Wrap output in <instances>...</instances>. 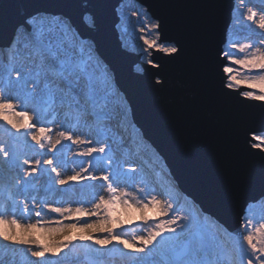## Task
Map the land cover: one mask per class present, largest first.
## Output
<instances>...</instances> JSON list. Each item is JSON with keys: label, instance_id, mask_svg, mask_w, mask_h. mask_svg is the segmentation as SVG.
Here are the masks:
<instances>
[{"label": "snow or ice", "instance_id": "snow-or-ice-1", "mask_svg": "<svg viewBox=\"0 0 264 264\" xmlns=\"http://www.w3.org/2000/svg\"><path fill=\"white\" fill-rule=\"evenodd\" d=\"M241 3L246 12H241L237 20L242 17L248 24L241 23L236 32L246 34L228 42L232 51L224 50L219 54V58L229 62L223 67L227 75L223 87L229 91H237L241 85L259 89L260 94L244 91L238 95L264 101V8L245 5L243 0ZM144 27L148 32L139 39L146 46L145 52L155 49L168 56L182 52L174 44L160 42L158 21ZM152 34L155 39L151 38ZM17 36L22 38L23 63L0 70V121L17 134H9L11 145L0 143V178L5 181L4 191L12 207L24 215L18 217L16 212H11L6 216L5 212H0V237L24 246L34 258L27 264H61L54 258L60 257L73 240L91 241L109 251L113 250L109 245L115 243L134 254L133 264H264V223L253 227L252 220L247 218L242 224L243 232L232 235L231 247L225 250L218 240L222 229L216 221L194 209L178 207L170 189L157 192L146 176H137L140 169L134 162L122 159V148H128L129 157L133 154L126 141L116 148L109 143L108 131L114 120L119 125L123 113L119 105L112 103L115 93L108 70H102L100 60L94 55L91 38L86 40L82 36L71 17L46 9L27 12L15 26L13 42ZM150 57L148 52L147 63L159 68ZM156 84L163 86L162 79L157 78ZM73 122L77 127L93 126L94 137L78 134L73 130ZM64 141L77 146L74 155L91 158L87 161L88 167L81 164L78 171L64 174L63 164L55 155L63 148ZM244 143L250 151L256 149L257 154L264 153V129L246 132ZM136 147H141L138 142ZM49 152L53 155L48 156ZM43 177L47 178L50 191L55 190L56 185L64 186L69 182L102 181L108 195L91 201L90 208L48 206L47 211L58 218L45 219L40 210L43 203L33 197L30 206L28 197L16 199V194L23 196L29 185L35 189L36 181ZM129 181L138 183L135 191L127 190ZM28 195L31 196V192ZM149 208L166 219L157 220L146 233L133 235L131 240L122 238L115 230L123 224L118 211L139 212L148 225L150 218L144 213ZM33 211L37 217L35 222L24 223V217ZM80 217L97 219L81 224ZM72 231L84 234L74 237ZM94 232L106 235L96 237ZM65 233H68L64 235L65 242H56L57 234ZM86 251L103 255L90 247ZM91 264H97L96 260Z\"/></svg>", "mask_w": 264, "mask_h": 264}, {"label": "water", "instance_id": "water-1", "mask_svg": "<svg viewBox=\"0 0 264 264\" xmlns=\"http://www.w3.org/2000/svg\"><path fill=\"white\" fill-rule=\"evenodd\" d=\"M87 1L102 6L96 48L144 140L204 215L239 231L244 208L264 196V153L244 143L246 132L264 128V103L246 104L223 87L219 54L234 0H143L160 21L161 36L182 49L174 58L160 56L163 86L152 68L136 75L135 58L120 49L119 0ZM36 9L72 19L81 0H0V48L12 43L20 18Z\"/></svg>", "mask_w": 264, "mask_h": 264}, {"label": "rangeland", "instance_id": "rangeland-1", "mask_svg": "<svg viewBox=\"0 0 264 264\" xmlns=\"http://www.w3.org/2000/svg\"><path fill=\"white\" fill-rule=\"evenodd\" d=\"M235 1V0H234ZM243 4L256 7V8H264V0H243ZM241 12H246V7L242 6L241 0H236V5L234 9V13L232 18H230V22L228 28L224 33H226L227 40L225 41V48L228 51H232V49L228 48V42L230 40H234L238 38V36H243L246 33L241 31L239 33L236 32V29L240 28V24H248L247 21H244L242 17L240 20H237V17ZM122 14L124 15L123 24L125 25V32L127 35V41L130 43H136L140 39L139 37L148 32V29L144 26L150 25L153 23L149 20V18L142 16L138 12L137 9L133 7H126L122 10ZM252 28L260 33V30L256 28L255 25H252ZM229 30V31H228ZM22 38L20 36L16 37L15 42L12 41L10 44V48L3 47L0 48V70L8 67L11 64H16L19 66L23 63L22 53H23V45L21 43ZM224 41V40H223ZM17 45H20L17 48ZM9 51V53L5 52V49ZM94 55L100 60L102 70L105 69L103 65V61L101 58L94 52ZM235 55H240L239 53H235ZM229 62L225 60V66L228 65ZM232 67L238 68L239 66L232 65ZM108 70V69H107ZM109 80L111 82L112 91L115 93V97L113 98L112 103L114 105H119L120 111L123 113V116L120 117L119 125H117L114 120L110 130L108 131V136L111 137L109 143L112 144L113 148H116L118 145L124 143L125 141L128 143V146L133 149V154L131 157L128 156V148H122L121 152L123 153L122 159H129L133 161L135 166H137L140 171L136 173L137 176L144 175L149 179L150 185L156 189L157 192L164 191L166 189H170L172 191L173 200L176 202L178 207H184L185 209L191 208L198 212H200V208L195 205L188 197H184V192L180 191L177 186L173 184L172 174L168 170L167 166L164 163V160L154 151V149L147 143L142 137V131L137 127L130 116V111L128 106L126 105V101L123 98L121 91L115 85V79L113 75L108 71ZM259 92V89H255ZM29 110H31L29 108ZM51 118V117H50ZM55 127V126H54ZM73 130L78 134L85 136H93L95 135V129L93 126V130L90 131L89 127H85L80 125L76 126L75 122H73ZM17 135L14 133V130L10 129V127L5 124L3 121H0V143L4 144H12L11 137L9 134ZM123 138V139H122ZM53 139L55 136L53 135ZM137 142L140 144V148L136 147ZM29 145L35 147L31 140H27ZM63 148L60 151L55 152V155L60 159L63 164V172L65 175L72 174L73 171H78L83 164L84 167H88L87 161L91 158L88 157H78L74 155L77 150V146L71 144L68 141H64ZM22 148V146H21ZM60 148V146H58ZM48 156H52L53 153H47ZM129 165H125L127 168ZM93 171H96L93 169ZM21 175H23L21 173ZM129 187L127 190L135 191V188L138 186L137 184H132L131 181L128 182ZM124 186L123 184L121 185ZM50 185L47 183V178L43 177L36 181L35 189L31 185L28 186V191L23 193L21 196L19 193L16 194V199L19 201L24 196L28 197V203L31 206L33 202V197L36 201L44 204V207L40 209L42 211L43 218H51L57 219L58 217L54 213H50L47 211L48 206H55V200H57L60 196L62 201L66 199L69 200V204L67 207H77L84 206L90 208L91 201L94 199H99V196L103 195L107 197L108 193L106 191V186L103 185L102 181H89V180H81L80 182H69L64 186L56 185L55 190H49ZM5 181L0 180V212H5L6 216L8 213L16 212L15 208L12 207V202L8 198V193L4 191ZM31 192V196L28 193ZM187 196V195H186ZM261 209H263V214L256 215L252 212L249 215H246L245 218H250L253 222V227H257L260 223H264V204ZM66 207V206H64ZM201 213V212H200ZM119 218L123 221L122 226L116 228L115 230L120 233L122 238H126L131 240L133 235H139L146 233L148 227L153 225L157 220L166 219V217L157 216L151 208H149L144 215L150 218V222L148 225L144 223L141 219V214L139 212H131L130 214H123L119 212ZM16 215L23 216L22 212H16ZM204 217H207L203 214ZM209 218V217H208ZM37 217L34 214L25 216L23 219L24 223L35 222ZM81 224L84 222H91L97 217H80ZM69 221H66V223ZM246 222V221H245ZM222 229V228H221ZM57 234L55 237L56 242H65L64 235ZM84 233L79 231H72V236H80ZM94 236L103 237L106 233L94 232ZM218 240L221 246L228 250L231 247L230 236L226 234V232L222 229L221 233L218 235ZM96 249L98 253L103 255H95L88 253L86 248ZM112 251L108 249L101 248L98 245L93 244L91 241H80L73 240L69 247L61 253L60 257L54 258L59 259L61 264H91L92 260H96L97 264H133V256L134 254L130 250H125L120 245H109ZM119 249V251H117ZM124 252L126 255L122 256L120 253ZM0 256L7 258L8 261L4 264H27L28 261L33 260L31 256L28 255L26 248L20 245H14L10 240H4L0 237ZM52 259L51 257H49Z\"/></svg>", "mask_w": 264, "mask_h": 264}, {"label": "bare ground", "instance_id": "bare-ground-1", "mask_svg": "<svg viewBox=\"0 0 264 264\" xmlns=\"http://www.w3.org/2000/svg\"><path fill=\"white\" fill-rule=\"evenodd\" d=\"M235 5H236V0L234 1L233 8H232V11H231V18H232V15L234 13ZM126 7H133L135 9H137L138 12L140 14H142V16L144 15V17L149 18V20L152 21V22L153 21L154 22L158 21L159 24H160V21L157 20L152 15L151 11L147 8V6H146V4L144 3L143 0H119L118 4L114 8L115 19H116L115 30H116L117 39H118V42H119V47L126 55L135 58V61H134L133 66H132L133 72L136 75L143 77V76L146 75L147 70L149 68H152L147 63L148 52H150L151 53V57L150 58L153 59V61L155 63L160 65L159 68H152L154 70V72H155L154 81L156 82L157 78H160L163 81V77L164 76H163V72L161 70L160 56L161 55L168 56V55H165L164 53L158 52L155 49H150V50H148V52H145L144 49L146 48V46L143 44V42L141 40H139L136 43H130L129 41L126 40L127 39V35H126V32H125L126 31L125 30V25L123 24L124 15L122 14V10L124 8H126ZM101 11H102V6H100L98 4H92V3L88 2L87 0H81V10H80V12L73 11L74 17L72 18V22L74 24V27L79 30V32L82 34V36H84L86 40L89 37L91 38V42L94 45V52H96V54L98 56H99V54H98V51H97L95 43H96L97 36H98V26H97V24H98V19H99V13ZM93 18H94V23H93ZM79 22H83L86 25L87 33H83L82 29L80 28V23ZM160 28H161V25H160ZM160 28L158 29L159 33H160ZM151 38L155 39L156 38L155 34H152ZM226 40H227L226 33H224V41H223L222 46H221L222 52L224 50H226V48H225V41ZM160 42L164 43V44H174L175 45V43L171 42L167 37H162L161 33H160ZM10 46L11 45H8L6 47H8V49H9ZM6 49L4 51L9 53V51L6 50ZM169 57L174 58L176 56H169ZM103 65L112 74L109 66L106 65L104 62H103ZM226 81H227V75L225 73H223V81H222L223 85H224V83ZM115 85H117V84L115 83ZM117 87H118V85H117ZM225 90H227V89H225ZM227 91L230 92L232 95L236 96L237 98H239L242 102H244L246 104L264 103V101L244 99L243 97L238 95L239 92H244V91H252V92H254L256 94H260L257 90L249 89L245 85H241L237 89V91H229V90H227ZM121 94H122L123 98L125 99V95L122 92H121ZM130 116L132 117L131 113H130ZM172 178H173V184L175 186H177V188L180 191H182L173 176H172ZM0 180H4V179L0 178ZM30 192H33V191H30ZM184 197L187 198L188 196H186V194L184 193ZM262 200H264V196H263ZM255 201L256 200H252L251 201L252 202L251 206L254 205ZM68 204H69V200L66 199L65 201H62L60 196H59V198L57 200H55V206H66L67 207ZM245 212H246V210H245ZM245 212H243V215H242V217L239 220L240 226H241V229L239 231L233 232V231H229V230L224 228V230H225V232H226V234L228 236L231 237L232 235H234V234H236L238 232H243L242 224H243ZM7 261H8L7 258H4V257L0 256V264H4Z\"/></svg>", "mask_w": 264, "mask_h": 264}, {"label": "built area", "instance_id": "built-area-1", "mask_svg": "<svg viewBox=\"0 0 264 264\" xmlns=\"http://www.w3.org/2000/svg\"><path fill=\"white\" fill-rule=\"evenodd\" d=\"M257 203H258V202H254V205H253V206H251V204H250L249 208H250V209L254 208V207L257 205Z\"/></svg>", "mask_w": 264, "mask_h": 264}]
</instances>
